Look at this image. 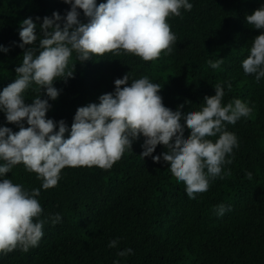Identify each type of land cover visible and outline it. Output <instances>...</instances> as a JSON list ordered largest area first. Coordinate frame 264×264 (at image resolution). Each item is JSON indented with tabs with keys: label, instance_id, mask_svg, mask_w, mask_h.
Listing matches in <instances>:
<instances>
[{
	"label": "trees",
	"instance_id": "1",
	"mask_svg": "<svg viewBox=\"0 0 264 264\" xmlns=\"http://www.w3.org/2000/svg\"><path fill=\"white\" fill-rule=\"evenodd\" d=\"M107 0H96L97 6ZM191 11L181 9L180 16H169L176 42L169 55L161 53L145 62L132 54L105 53L80 62L72 54V78L53 83L59 91L46 118L64 120L71 128L78 107L99 103L103 94L114 93V81L129 75L131 81L147 76L161 85L158 93L163 105L182 113L199 111L204 97L215 95V85L224 88L222 103L240 99L253 109L227 131L237 137L238 147L226 159L221 175L210 181L209 190L189 199L183 182L171 174L163 160L152 156L166 149L157 145L152 156L142 158L141 136L131 150L110 169L98 167L64 168L54 188L44 190L35 173L22 164L2 178L11 179L29 192L40 189L37 197L43 209V237L27 252L20 248L0 253V264H264V78L245 74L242 61L250 54L254 38L261 34L246 22V16L264 6V0H188ZM63 0H0V91L16 78L15 68L22 63L24 49L18 47L20 24L32 18L38 37L44 17L54 12L61 16L70 10ZM79 11V10H78ZM39 18V19H37ZM82 23L88 20L80 11ZM223 59L219 69L208 61ZM231 84V88H228ZM30 85L25 103L39 95ZM42 99H48L41 92ZM188 102V103H187ZM183 124V121H181ZM27 127L26 121H24ZM0 127L19 131L0 111ZM190 134L184 131V138ZM68 134H65L67 138ZM219 134L210 139L215 142ZM5 162L0 160V165ZM230 171L231 175H224ZM246 172L253 174L246 178ZM223 204L230 209L217 216L214 209ZM61 216L53 224L51 217ZM113 239L115 248L108 244ZM132 249L127 256L117 253Z\"/></svg>",
	"mask_w": 264,
	"mask_h": 264
},
{
	"label": "clouds",
	"instance_id": "2",
	"mask_svg": "<svg viewBox=\"0 0 264 264\" xmlns=\"http://www.w3.org/2000/svg\"><path fill=\"white\" fill-rule=\"evenodd\" d=\"M63 2L71 6L63 18V26L56 12L51 18L44 17L38 46H34L38 39L36 24L32 18L22 21L18 47H31L24 51L22 63L15 68L14 81L0 91V111L7 123L19 129L13 132L0 127V160L5 162L0 165V253L3 254L17 248L27 252L38 246L44 235L45 221L38 219L43 211L37 199L40 189L29 192L23 185L2 178L14 166L22 164L27 172L35 173L42 181V189L48 190L58 185L61 170L66 167L110 169L125 151L131 150L132 142L142 136L140 156H152L157 145L163 146L166 151L152 156L153 162L163 160L168 164L174 178L184 183L188 198L195 199L197 194L209 190L210 181L223 179V166L232 163L226 157L238 147V141L225 125H234L253 111L240 99L223 104L225 93L220 83L214 87V96L204 97L201 110L182 113L180 109L184 105H180L172 111L158 95L160 84L143 76L127 86V73L114 81V93L101 95L99 103L78 107L70 129L64 120L55 122L46 118L51 107L48 100L54 101L59 95L53 87L54 81L73 77L75 63L69 69L73 53L80 62L105 53L132 54L145 62L154 61L161 53L171 54L176 42V35L167 23L169 16H180L181 9L191 11L193 7L188 0H107L98 6L96 0ZM80 11L87 23L80 21ZM246 22L261 34L252 41L242 69L245 74H255L259 81L264 78V6L246 16ZM8 50L0 46V51ZM223 62V59L209 60L208 65L219 69ZM32 84L39 95L26 104L24 93ZM227 86L231 88V84ZM42 90L48 99L41 98ZM185 129L190 131L187 138H184ZM218 134L219 138L213 142L210 138ZM245 175L252 179L251 172ZM228 210L223 204L214 209L217 216ZM51 221L57 224L61 216L56 214ZM118 243V239H113L108 247L115 248ZM130 254L132 249L117 253L121 257Z\"/></svg>",
	"mask_w": 264,
	"mask_h": 264
}]
</instances>
